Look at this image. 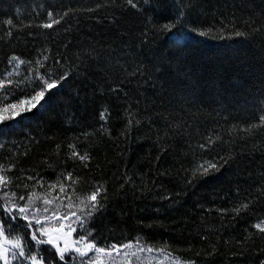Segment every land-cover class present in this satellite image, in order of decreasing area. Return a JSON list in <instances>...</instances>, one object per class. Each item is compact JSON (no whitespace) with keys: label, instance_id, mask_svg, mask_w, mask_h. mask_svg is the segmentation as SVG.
Listing matches in <instances>:
<instances>
[{"label":"trees","instance_id":"1","mask_svg":"<svg viewBox=\"0 0 264 264\" xmlns=\"http://www.w3.org/2000/svg\"><path fill=\"white\" fill-rule=\"evenodd\" d=\"M29 198L97 248L264 264V0H0V264H84Z\"/></svg>","mask_w":264,"mask_h":264},{"label":"rangeland","instance_id":"2","mask_svg":"<svg viewBox=\"0 0 264 264\" xmlns=\"http://www.w3.org/2000/svg\"><path fill=\"white\" fill-rule=\"evenodd\" d=\"M11 112L6 117L12 116L13 119L19 111ZM52 201L29 198L25 207L17 212L30 221L38 231L39 238L53 246L60 255L72 254L84 264H187L137 243L96 248L93 242L73 234L80 223L77 213L73 214L62 203ZM15 248V244L0 235V261L8 262L15 258ZM27 264L34 262L27 261Z\"/></svg>","mask_w":264,"mask_h":264}]
</instances>
